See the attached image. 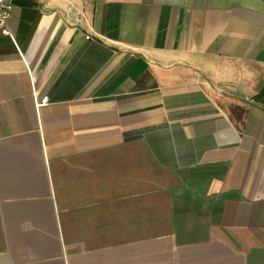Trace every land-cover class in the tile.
<instances>
[{"label":"crops","instance_id":"0c3cea01","mask_svg":"<svg viewBox=\"0 0 264 264\" xmlns=\"http://www.w3.org/2000/svg\"><path fill=\"white\" fill-rule=\"evenodd\" d=\"M12 5L0 264H264V0Z\"/></svg>","mask_w":264,"mask_h":264},{"label":"built area","instance_id":"2783aa9c","mask_svg":"<svg viewBox=\"0 0 264 264\" xmlns=\"http://www.w3.org/2000/svg\"><path fill=\"white\" fill-rule=\"evenodd\" d=\"M12 0H0V32L2 35L10 36L11 32L8 27V19L12 10ZM47 97L41 99V103H45Z\"/></svg>","mask_w":264,"mask_h":264}]
</instances>
